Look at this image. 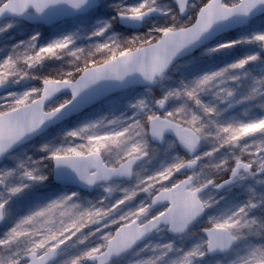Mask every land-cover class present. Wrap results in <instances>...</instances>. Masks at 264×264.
I'll use <instances>...</instances> for the list:
<instances>
[{"label":"snow or ice","instance_id":"obj_1","mask_svg":"<svg viewBox=\"0 0 264 264\" xmlns=\"http://www.w3.org/2000/svg\"><path fill=\"white\" fill-rule=\"evenodd\" d=\"M108 6L116 15L85 30L73 21L104 7V0H0V33L17 24L49 29L48 38L38 27L0 54L6 93L0 95V264H110L162 227L186 232L211 206L203 197L209 186L231 189L264 175V114H253L264 113V70L255 75L253 67L264 63V31L216 41L208 54L250 44L259 51L198 70L162 96L130 102L127 112L88 111L116 90L164 79L180 54L209 41L219 27L264 13V0H175L174 6L139 0L131 7L114 0ZM117 18L147 31L117 33ZM157 18L162 22L149 26ZM21 80L35 83L9 89ZM241 105H248L245 119L233 115ZM73 112L79 118L42 145L46 163L19 160L21 143ZM161 145H167L164 162L146 169ZM50 174L103 197L45 191ZM28 194L34 202L20 204ZM254 200L253 192L231 214L211 216L194 247L145 245L152 255L136 264H160L173 251L171 264H198L242 237L247 249L233 264H264V221L250 215L264 199Z\"/></svg>","mask_w":264,"mask_h":264},{"label":"rangeland","instance_id":"obj_2","mask_svg":"<svg viewBox=\"0 0 264 264\" xmlns=\"http://www.w3.org/2000/svg\"><path fill=\"white\" fill-rule=\"evenodd\" d=\"M114 0H104V7L100 8L97 11H94L88 15L83 17H79L73 21L75 24H83L84 29L87 30L90 28L91 24L95 19H108L111 20L113 16L116 15L115 10L108 5L112 4ZM125 6L131 7L134 6L139 0H123ZM161 3H166L169 6H174L173 0H160ZM158 18L150 22L149 26H152L153 23H160ZM3 25V22L0 23V26ZM40 28L42 32V36L48 38L49 29L44 26H31L25 24H17L12 29L5 31L4 33H0V54L4 51H9L11 46L16 44L21 39H24L30 32L35 28ZM113 29L117 33H121L122 35L128 36L134 31L126 30L118 24V20L113 21ZM264 31V15L253 19L245 26L236 29L234 31L228 32L220 36L217 40L209 44L208 46L198 50L189 58L180 61L177 63L166 75L165 78L158 82V86L156 88H131L125 92L115 94L106 100L102 101L100 104L90 108L88 111L92 114H101L104 112H114L119 115L122 112H127L128 105L130 102H134L138 98L149 99L153 96H162V94L171 86L178 83L180 80H188L192 78V76L198 71L208 68H218L223 66L224 64L230 63L245 54H250L252 52L259 51V49L255 45H245L238 46L233 50L225 51L223 53L217 54H208L206 49L208 47L213 46L216 41H226L229 39L239 38L241 35L250 34L253 31ZM140 31H147V27H142ZM138 32V31H137ZM264 55V53H262ZM58 67L57 64H52L43 69V71L47 72L51 68ZM254 74L259 75L262 70H264V63L253 66ZM35 83V81L21 80L18 83H12L9 86L13 88L14 91H22L29 84ZM6 95V94H5ZM248 105L239 106L233 115L237 119H245L246 117L243 115V110L247 108ZM253 114H264L261 113L259 109H254ZM79 115L67 120L70 122L72 120L78 119ZM66 122V121H65ZM65 122L49 129L43 135L38 137L37 139L25 144L16 150V154L19 160H27L29 157L33 161H36L40 164L46 163L41 158L45 155L42 151V145L44 143H48L53 141L54 137H57L62 131V125ZM251 143V141H249ZM260 142H264V137L260 138ZM161 151L158 157L152 161H146L144 167L148 170H152L155 167L159 166L160 163L164 162L165 159V149L167 145H161ZM17 161V163L19 162ZM0 170H3V164H0ZM264 180V175L258 174L256 178H246L245 181L240 184L232 187L231 189H227L222 193H216L215 191H209L203 197L206 200H209L210 207L206 209L204 217L198 221L191 229H189L183 236H171L168 234L167 228H162L160 232H155V234L140 247L135 249L134 251L127 253L126 255L120 257L119 259L112 262V264H136L137 261L148 258L152 255V251L150 248H145V245H156V244H164V243H173L175 248H183L190 249L194 247L196 244L202 242V230L207 226L209 218L211 216H219V215H228L231 214L232 211L235 210L236 207L246 202L249 197L255 193L254 202H258L264 199V183H258V181ZM59 188L60 190L66 191H79L81 196L85 199L95 200L103 197L102 191H92V192H83L80 190L72 189V188H63L57 185L53 180V174L49 175V179L47 181V185L43 190L47 191L50 189ZM215 201V203H211ZM32 201L31 194L26 195L19 203L20 204H28ZM257 218L258 220L264 221V204H260L253 212L250 214ZM248 240L246 238H241L238 240V244L228 253L224 255L209 257L208 254L203 258H198V264H233V261L236 259L238 255H243L247 249ZM141 249H144L141 251ZM176 252H170L168 256H166L160 264H171V261L176 259Z\"/></svg>","mask_w":264,"mask_h":264},{"label":"water","instance_id":"obj_3","mask_svg":"<svg viewBox=\"0 0 264 264\" xmlns=\"http://www.w3.org/2000/svg\"><path fill=\"white\" fill-rule=\"evenodd\" d=\"M173 3L175 4V0H173ZM93 12H94V11H93ZM90 13H92V12H90ZM88 14H89V13H88ZM86 15H87V14H86ZM263 15H264V13L257 14L254 18H252L251 20H248V21H244V20H241V19L237 18V19H235V20H234L229 26H221V27H219V28L215 31L214 35L211 37V39H210L209 41H207L206 43H204L203 45H201V46H199V47L193 48V49L190 50V51H186V52L180 54V55L174 60L173 64L169 67V69L167 70L166 74H167V73L170 71V69H172L177 63H179L180 61H183V60L189 58V57H190L191 55H193L195 52H197L198 50H200V49H202V48L208 46L210 43H212L213 41H215L217 38H219V37L222 36L223 34H226V33H228V32H231V31H234V30H236V29H239V28L245 26L247 23H249V22L252 21L253 19H256V18L261 17V16H263ZM81 17H82V16H81ZM77 18H78V17H77ZM117 20H118V24L120 25V27H122V28H124V29H126V30H131V31L137 32V31H140V30L142 29V27H143V25H137V24H133V23H124V22L121 21L119 18H117ZM0 23H2V21H0ZM31 25H32V26H40V25H34V24H31ZM45 27H47V26H45ZM157 86H158V82L155 83V84H148V83H145V82L134 83V84L129 85L128 87H125V88H123V89H119V90L114 91L113 93H111L110 95L106 96L105 98H103V99H102L101 101H99L98 103L91 105L88 109H90V108H92V107L98 105L99 103H101L102 101L106 100L107 98H109V97H111V96H113V95H115V94L125 92V91H127L128 89H131V88L147 89V88H156ZM9 89H10V90H13V88H11L10 86H9ZM5 94H6V93H4L3 91H0V95H5ZM78 115H80V114H79V113H76V112H73V113L71 114V116L66 117V118H64V119H62V120H59V121H57V122H54V123L50 124L47 128L41 130V131H40L38 134H36L35 136L30 137V138H28L27 140H25L23 143H21V144L17 147V149H19L20 147L24 146L25 144H27V143H29V142L35 140V139H37L38 137H40L41 135H43V134H44L46 131H48L49 129H51V128H53V127H55V126H57V125H59V124L65 122V121H67L68 119H70V118H72V117H76V116H78ZM17 149H16V150H17ZM16 150H15V151H16ZM0 164H1V163H0ZM53 180H54V182H55L57 185H59V186H61V187H63V188H65V187H69V188L76 189V190H80V191H83V192H92V191H89V190H87V189H81V188H80L78 185H76L75 183H71V182H70V183H64V184H61V183L56 179L55 174H53ZM210 190H214V191L217 192V193H220V192L224 191V190H218V189H215V188L212 187V186H209L207 189H205L203 195H204L205 193H207L208 191H210ZM225 190H227V189H225ZM203 216H204V215H202V216L199 217L196 221H194V222L190 225L189 229H190L191 227H193V225H194L198 220H200L201 218H203ZM162 228H163V227H162ZM189 229H188V230H189ZM188 230H187V231H188ZM187 231H186V232H187ZM186 232H184V233H182V234H175V233H172V232H170V231L168 230V234H170L171 236H179V237L183 236ZM154 234H155V232L152 233L151 235H149V236H148L145 240H143L141 243H138V244H137L135 247H133L131 250H128V251H126V252H124V253H122V254H120V255L113 256V257L111 258V260H110V264H111L114 260H117V259H119L120 257L124 256L125 254H127V253H129V252H132L134 249H136L137 247H139L140 245H142L143 243H145L146 241H148V240H149ZM202 234H203L204 236L206 235L203 231H202ZM237 243H238V241H237V242H234V245H233L230 249H227V250H216L215 252L208 253V256H209V257H214V256L224 255V254L230 252L231 249H232Z\"/></svg>","mask_w":264,"mask_h":264},{"label":"flooded vegetation","instance_id":"obj_4","mask_svg":"<svg viewBox=\"0 0 264 264\" xmlns=\"http://www.w3.org/2000/svg\"><path fill=\"white\" fill-rule=\"evenodd\" d=\"M200 220H201V219H200ZM200 220H199V221H200Z\"/></svg>","mask_w":264,"mask_h":264}]
</instances>
